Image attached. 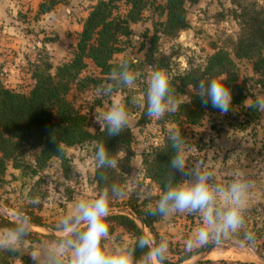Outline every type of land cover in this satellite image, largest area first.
I'll use <instances>...</instances> for the list:
<instances>
[{"label": "rangeland", "instance_id": "obj_1", "mask_svg": "<svg viewBox=\"0 0 264 264\" xmlns=\"http://www.w3.org/2000/svg\"><path fill=\"white\" fill-rule=\"evenodd\" d=\"M42 1L48 2L18 1L19 8L11 12L12 18L0 22V78L11 90L27 92L30 89L31 72L40 61L39 57L43 56L42 59L49 61L52 67L70 59L75 34L97 0H57L51 10L40 13L37 9ZM251 2L264 6V0H197L192 4L186 3L188 26L175 37L160 33V22L164 17L149 7L143 11L141 20L130 24V33L123 39L122 51L113 55L118 62L128 59L137 79L132 87L117 90L128 108L132 141L130 169L122 185L125 194L110 201V214H127L126 211L130 210L125 203L130 199L141 208L155 203L153 196L158 189L145 176L144 162L172 129H178L190 146L187 153L189 164L203 162L221 182L231 179L230 172L240 171L251 184L245 220L253 240L242 242L243 233L230 235L219 246L210 243L200 247L196 255L179 264H188L197 258L211 261L207 264H223L222 260L227 264L233 261L264 264V112L249 107L258 95H264V74L253 73L249 61L236 60L237 83L243 87V99L240 104L232 103V110L223 116L220 112H205L198 124H188L183 118L180 122H172L166 114L160 120L147 117L145 122H139L143 109L141 98L153 70L144 54L155 36L153 57L167 63L169 78L191 69H201L206 57L214 50L224 47L230 50L229 43L238 34V24L231 11L238 4ZM158 3L159 0H155V4ZM118 7L120 12L125 8L121 1ZM86 62L80 77H101L98 68L89 60ZM109 82L102 80L84 88L71 84L66 94V98L86 114L91 133L99 127L93 122V114L111 102V97L99 96L96 90ZM193 91L192 85H187L185 93L178 94L176 98L187 102ZM94 144V141H87L64 147L65 167L56 158L38 167L34 162L38 149L30 147L18 158L19 167L7 164L0 176V229L12 226L15 219L12 216L23 213L30 219L31 233L19 252L5 256L6 264H31V260L26 261L30 259L31 250L58 235L56 222L69 210L72 201L85 193H99L93 179L96 167ZM146 193L152 194L151 200L144 198ZM29 197H38L39 203L29 204ZM200 223L199 215L187 213H177L154 223L158 241L166 238L169 243L167 257L175 260L182 255L185 241ZM143 233L154 241L147 229L143 228ZM132 241V236L121 227L115 226L110 233V246L131 244ZM208 248L212 249L206 254Z\"/></svg>", "mask_w": 264, "mask_h": 264}, {"label": "trees", "instance_id": "obj_2", "mask_svg": "<svg viewBox=\"0 0 264 264\" xmlns=\"http://www.w3.org/2000/svg\"><path fill=\"white\" fill-rule=\"evenodd\" d=\"M121 1L125 8L118 10ZM197 0H97L82 20L81 28L75 34L74 51L69 60L52 67L46 59L40 58L31 72V87L27 92L7 88L0 78V176L6 170L7 164L19 167V157L26 148H37L34 162L38 167L56 158L62 167L66 166L67 157L64 147L74 146L87 141H94V154L98 143H103L109 154L117 161L115 168L94 169L93 179L100 192L106 186L117 184L123 189V180L130 169L131 130L127 127L119 136L109 137L105 132L96 128L95 133L88 130L89 123L85 113L75 107L66 94L75 84L84 88L87 84H97L109 80L108 73L118 64L113 58L115 53L122 51L123 39L130 33V24L142 19V13L149 7L158 10L164 19L160 22V33L167 37H175L180 30L188 26L185 4ZM57 0L42 1L38 4V12L51 10ZM232 17L238 24V34L229 43L230 50L219 48L210 53L201 69H191L170 77L171 87L175 95L184 94L187 85L195 84L197 79H208L210 76L223 77V82L232 91V103L240 104L243 99V87L237 83L236 60H246L251 63L255 74H264V6L255 2L238 4L232 9ZM156 38L152 37L150 46L144 54L147 63L154 68H167L162 59L153 57L156 50ZM89 60L101 77L83 76L80 73L86 68ZM130 63V67H131ZM261 82L258 79V82ZM205 112H219L211 105H203L200 98L193 93L188 95V101H178L175 112L167 113L172 122H180L183 118L188 124H198ZM146 107L143 104L141 119H147ZM182 135V134H181ZM173 154L168 135L157 145L151 157L144 162V174L158 189L153 196L154 201L164 187V182L170 169L167 164ZM179 179V175L176 176ZM155 204V203H154ZM153 204V205H154ZM125 205L133 217L123 213L109 214L110 233L115 226L129 233L133 241L144 235L143 228L152 235L155 242L158 235L154 223L161 219L159 216L148 214L149 207H137L134 200H128ZM152 205V206H153ZM139 222V223H137ZM11 224V223H8ZM182 252L175 260L167 257L164 264H179L196 255ZM171 252V251H170ZM0 251V264H6L5 256L14 255ZM141 251L138 249L136 256ZM30 262V259H26ZM211 261H197L194 264H207ZM227 264L226 261H220ZM229 264H255L247 261H233Z\"/></svg>", "mask_w": 264, "mask_h": 264}, {"label": "clouds", "instance_id": "obj_3", "mask_svg": "<svg viewBox=\"0 0 264 264\" xmlns=\"http://www.w3.org/2000/svg\"><path fill=\"white\" fill-rule=\"evenodd\" d=\"M108 79L110 82L101 84L96 91L99 96L111 97V102L93 114V122L100 131L115 137L129 125L127 105L117 90L132 87L137 74L131 69L129 60L122 59L108 73ZM192 88L203 105L210 104L221 116L232 110V91L223 77L197 79ZM141 102L150 119L160 120L177 110L178 100L166 69L150 71ZM249 107L264 112V95H258ZM168 140L173 149L167 164L170 171L158 199L149 206L148 214L161 218L177 213L199 215L200 225L185 241L186 253L210 243L219 246L225 238L238 233H243L242 242H251L253 234L247 230L245 220L251 184L244 174L234 170L229 173L231 179L221 182L203 162L189 164L190 146L178 129L169 131ZM95 162L98 168L105 169L115 168L118 163L103 143L97 144ZM124 194L119 185L112 184L96 195L85 193L72 201L69 210L56 222L58 235L31 250V264H164L169 250L166 238L157 243L141 235L131 244L109 245L110 201ZM144 198L151 200L152 194L146 193ZM27 202L37 205L39 198L29 197ZM30 233L29 217L18 213L12 226L0 229V251L19 252ZM138 249L141 251L139 257L136 256Z\"/></svg>", "mask_w": 264, "mask_h": 264}, {"label": "crops", "instance_id": "obj_4", "mask_svg": "<svg viewBox=\"0 0 264 264\" xmlns=\"http://www.w3.org/2000/svg\"><path fill=\"white\" fill-rule=\"evenodd\" d=\"M18 1L22 0H0V22H6L12 18L11 12L19 8Z\"/></svg>", "mask_w": 264, "mask_h": 264}, {"label": "water", "instance_id": "obj_5", "mask_svg": "<svg viewBox=\"0 0 264 264\" xmlns=\"http://www.w3.org/2000/svg\"><path fill=\"white\" fill-rule=\"evenodd\" d=\"M127 215L130 216V217H133V214L131 211H126ZM6 214V213H5ZM16 215H13L12 217L15 218ZM139 223V222H138ZM212 248H208L206 249L205 253H209L211 251ZM197 261H199V259L197 258L195 261L191 262V263H188V264H194L196 263Z\"/></svg>", "mask_w": 264, "mask_h": 264}]
</instances>
